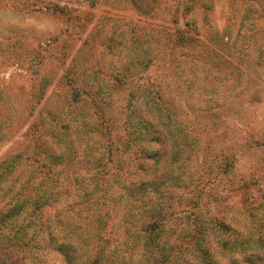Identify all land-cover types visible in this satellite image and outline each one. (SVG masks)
Here are the masks:
<instances>
[{
    "label": "rangeland",
    "instance_id": "374dc122",
    "mask_svg": "<svg viewBox=\"0 0 264 264\" xmlns=\"http://www.w3.org/2000/svg\"><path fill=\"white\" fill-rule=\"evenodd\" d=\"M0 264H264V0H0Z\"/></svg>",
    "mask_w": 264,
    "mask_h": 264
},
{
    "label": "trees",
    "instance_id": "16d2710c",
    "mask_svg": "<svg viewBox=\"0 0 264 264\" xmlns=\"http://www.w3.org/2000/svg\"><path fill=\"white\" fill-rule=\"evenodd\" d=\"M134 224H135V223H134ZM134 224H133V226H134ZM154 225H155L154 221L148 222V223H146L145 225L142 224V223H140L139 225H137V229L135 228V229H133V230H132L130 227H128L127 225H125V227H124V232L127 233V232H130V231H131L132 234H135V235H138V236H139L141 233H145V232L149 233V232H151V230H153L154 227H155ZM221 226H222L223 228L227 229V230L229 229L225 224H221ZM200 230H201V229L198 228L197 233H200ZM196 243H197V242H196ZM197 247L200 248V249L204 252V248H201V247L199 246V244H197ZM57 248H58V250L64 252V254L66 255V258H68V260L71 259V256L67 253V247H66V245H64V244H59V245L57 246ZM99 254H100V253H98V254H96V255L94 256V261H95V262L98 261V260L101 258V257L99 256Z\"/></svg>",
    "mask_w": 264,
    "mask_h": 264
}]
</instances>
